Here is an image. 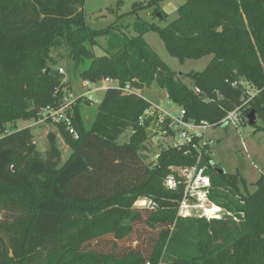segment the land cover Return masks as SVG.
<instances>
[{"label":"trees","instance_id":"1","mask_svg":"<svg viewBox=\"0 0 264 264\" xmlns=\"http://www.w3.org/2000/svg\"><path fill=\"white\" fill-rule=\"evenodd\" d=\"M86 1L0 0V131L36 119L42 107L58 103L57 88L71 89L53 68L56 51L69 47L82 80L112 77L142 91L157 83L187 119L212 127L237 108L247 116L254 110V127L264 132V0H185L165 26L135 21L132 37L115 25L92 29ZM163 1L135 3L130 13L152 8L164 21ZM148 32L181 62L212 55L204 70L186 75L192 86L152 49ZM99 36L109 38L105 54L96 56L88 45ZM242 80L256 91L250 98ZM83 103L91 104L78 99L74 107L78 138L56 124L72 150L64 163L55 132L45 157L31 127L0 137V264H264V174L250 192L241 173L217 171L211 147L193 144L170 145L149 165L140 154L154 120H140L146 99L108 88L89 128ZM129 128V141L120 144ZM192 167L209 176V201L233 217L179 215L185 178L178 169ZM170 175L175 189L166 186ZM140 197L157 209L136 207Z\"/></svg>","mask_w":264,"mask_h":264},{"label":"rangeland","instance_id":"2","mask_svg":"<svg viewBox=\"0 0 264 264\" xmlns=\"http://www.w3.org/2000/svg\"><path fill=\"white\" fill-rule=\"evenodd\" d=\"M143 1L147 0H87L84 7L87 24L95 30H105L115 25L114 27H116L119 35L132 37L137 35L133 29V23L135 21L159 23L160 26H165L177 17V9L185 2V0L163 1L161 7L168 13V18L162 21L160 16L154 13L152 8L140 10L137 14L130 13L135 3ZM108 38L109 36H99L96 46L92 47L88 45L93 49L96 56L105 54L104 48L107 45ZM144 38L170 69L177 74L176 76L188 86H192V81L186 75L190 72H200L204 70L212 59V55H207L201 59H186L181 62L178 58L169 54L164 42L157 33L148 32L144 35ZM58 51L55 53L57 63L53 68L55 70L59 68L64 69L63 80L70 82L72 92L75 95L79 96L84 94L87 91V87L84 86V81L80 77L82 64L76 65L72 60L69 47H64ZM48 70L49 69H47V71ZM107 78L116 80L112 77ZM244 86L249 98L255 94L256 91L252 85L245 82ZM141 92L148 100L163 110L169 108L168 103H170V99L167 91L161 88L157 83H154L151 87ZM103 96V91L98 92L95 96L97 102H91V104L83 103L81 105V113L84 118L85 128H89L92 125ZM177 109L175 105L170 107V110L173 112H176ZM149 110L151 111L152 109ZM159 115H162V113L160 112ZM259 122L258 119V123ZM26 127L32 128L37 149L44 157L49 148L48 134L51 132L57 133L58 145L62 151V163L68 160L72 150L65 142L64 137L60 134L55 123L44 122L36 124L34 119H19L15 124L9 123L6 129L12 132ZM132 132L131 128L127 129L119 137L118 142L120 144L128 142ZM207 138L211 141L213 161L218 166L224 168L228 173H241L247 181L249 191L254 192L256 190L255 183L259 177L264 174V132L256 131L254 126H250L247 115L243 113L236 124H229L227 127L221 125L210 128L207 131ZM243 144L247 146V149L244 148ZM170 145H173L171 135L164 133L162 125H160L158 121H154L148 128V140L143 145L140 154L147 164L153 166L157 163L159 152ZM145 198L148 197H140L135 202V205L140 201L142 202ZM206 206L207 214L210 217L223 218L227 215L234 216V214L227 213L221 207L212 204L210 201L206 203ZM190 209L193 215L196 216L202 211V209L199 208Z\"/></svg>","mask_w":264,"mask_h":264},{"label":"built area","instance_id":"3","mask_svg":"<svg viewBox=\"0 0 264 264\" xmlns=\"http://www.w3.org/2000/svg\"><path fill=\"white\" fill-rule=\"evenodd\" d=\"M60 74H64V69H58ZM84 86L87 87V91L82 95H75L72 92V89L60 88L56 89V93L60 95V99L56 104H50L45 107H42L38 113L37 118L34 119L35 123H44V122H53L55 124H62L65 128L72 132L75 138H78V132L74 127V107L78 99L88 100L90 102H97L96 94L98 92H104L110 88H120L124 94H136L138 96L146 99L150 106L146 109L144 116L141 117V121L153 117L154 121H158L162 125V130L164 133L171 135L173 146L182 147L184 145L193 144L192 146L196 149H200L204 146L211 147V141L207 138V131L212 128V126L206 122L196 123L193 120L186 118V111L180 106L173 103L171 100L168 103V109L163 110L156 104H153L148 100L145 95L142 94V90L133 88L130 84H126L121 87L117 80L111 78H105L98 82H91L88 80H83ZM240 84L245 85V81H240ZM234 86H238V82L234 83ZM175 105L178 109L176 112L170 110V107ZM149 109H152L151 111ZM245 108H237L236 110L230 112L222 122L229 124H236V122L241 118L244 113ZM162 115H159V113ZM167 127V128H164ZM11 133V130L4 129L0 131V137H4ZM194 139H199V142L193 143ZM244 148L247 149L245 144ZM201 154L199 156L200 160ZM181 175L185 178V194L184 199L179 206V215L181 216H193V213L190 208H199L202 209L198 216L213 218L207 214L206 203H208V193L211 186V181L209 176L204 175L202 169L197 167L192 168H181L178 169ZM166 186L170 189L177 188V181L170 175L167 178ZM213 204V203H212ZM136 207L148 208L151 210H156L158 204L156 201L145 198L142 202H138Z\"/></svg>","mask_w":264,"mask_h":264},{"label":"water","instance_id":"4","mask_svg":"<svg viewBox=\"0 0 264 264\" xmlns=\"http://www.w3.org/2000/svg\"><path fill=\"white\" fill-rule=\"evenodd\" d=\"M247 119H248V123H249V125L250 126H255L257 123H258V118H257V115H256V112L253 110V111H251L249 114H248V116H247ZM225 127H227L228 126V123H225V124H223ZM217 169V171L219 172V173H221V174H225L227 171L224 169V168H222V167H218V168H216ZM9 171L11 172V173H15L16 171H17V168L14 166V165H11L10 167H9Z\"/></svg>","mask_w":264,"mask_h":264}]
</instances>
